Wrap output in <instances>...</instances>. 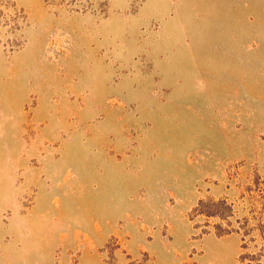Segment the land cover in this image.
Listing matches in <instances>:
<instances>
[{
	"label": "rangeland",
	"instance_id": "374dc122",
	"mask_svg": "<svg viewBox=\"0 0 264 264\" xmlns=\"http://www.w3.org/2000/svg\"><path fill=\"white\" fill-rule=\"evenodd\" d=\"M0 264H264V0H0Z\"/></svg>",
	"mask_w": 264,
	"mask_h": 264
}]
</instances>
